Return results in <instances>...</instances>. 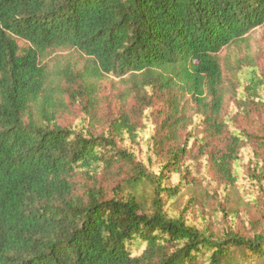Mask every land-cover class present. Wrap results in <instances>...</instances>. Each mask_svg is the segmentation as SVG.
I'll return each instance as SVG.
<instances>
[{
  "label": "trees",
  "instance_id": "1",
  "mask_svg": "<svg viewBox=\"0 0 264 264\" xmlns=\"http://www.w3.org/2000/svg\"><path fill=\"white\" fill-rule=\"evenodd\" d=\"M262 26L264 0H0V264H264V201L251 234L237 211L213 231L197 205L219 194H198L200 172L243 184L249 146L264 181V137L232 127L220 60ZM72 50L83 68L46 64ZM108 76L129 80L96 133ZM262 86L250 73L245 104H264ZM70 111L81 126L61 123ZM146 134L145 158L123 146Z\"/></svg>",
  "mask_w": 264,
  "mask_h": 264
},
{
  "label": "rangeland",
  "instance_id": "2",
  "mask_svg": "<svg viewBox=\"0 0 264 264\" xmlns=\"http://www.w3.org/2000/svg\"><path fill=\"white\" fill-rule=\"evenodd\" d=\"M220 60L225 77V87L228 92L225 114L231 119L232 127L248 131L257 138L264 137V104L259 103L258 99L253 100L250 105L245 104L243 101L244 88L248 85V78L252 72H255L261 79L263 91H258V93L264 99V26L252 31L241 42L223 50L220 54ZM60 63L64 67L69 64L73 69H81L85 61L80 58L75 50L54 52L46 60V64L51 67H57V64ZM128 80V76L123 79L108 76L98 84L97 91L100 104L98 115L93 120L96 133H107L111 121L117 116L118 111L123 106L119 93L125 88L124 81ZM82 118L84 119L83 114L80 115L78 112L73 114L70 111L60 121L62 124H71L76 127L78 125L81 126ZM87 124L88 122L85 125ZM147 135L139 138V144L131 143L127 139L123 146L136 151L140 158L143 159L146 157L143 139H147ZM259 154L261 156L262 153ZM258 160L256 148L249 146L244 150L241 167L246 178L243 179V184L240 187L226 189V191L217 188L212 176L210 177L203 172L198 175V194L205 195L206 190H219L218 196H204L202 200L197 201L198 206H203L204 217L213 231H222L227 226V213L230 214L232 211H237L239 215L233 225V229L243 234H251V223L257 221L261 215L259 207L255 206L251 199L256 196L264 201V181L258 182L253 178ZM107 179L110 178L107 176L104 178L103 176L100 177V185L111 196L116 184ZM189 195L190 192H186V195L180 198V202L174 207L177 213L183 212L184 205L190 199ZM193 207L196 208H192L186 214V218L198 226H203L205 222L199 208L197 206Z\"/></svg>",
  "mask_w": 264,
  "mask_h": 264
}]
</instances>
